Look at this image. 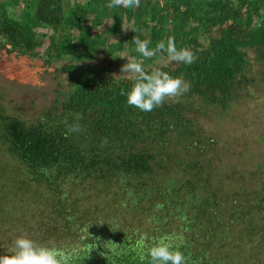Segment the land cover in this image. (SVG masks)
<instances>
[{
    "label": "trees",
    "instance_id": "trees-1",
    "mask_svg": "<svg viewBox=\"0 0 264 264\" xmlns=\"http://www.w3.org/2000/svg\"><path fill=\"white\" fill-rule=\"evenodd\" d=\"M109 2L0 0V47L70 78L59 106L30 123L0 109V183L16 197L9 203L0 186V207L24 210L29 187L52 193L53 207L35 221L37 243L63 248L61 242L69 241L71 264H148L150 257L142 261L141 255L167 235L183 238L176 243L190 254L189 264H236L237 248L264 242V177L240 200L207 177L171 174L172 163L184 173L197 165H191L194 156L183 163L171 153H190L203 142L186 114L190 98L227 110L238 86L251 82L248 52L264 64V0H140L134 9L108 8ZM120 18L128 29L123 33L113 29ZM135 36L149 40L150 48L172 37L197 59L173 62L166 51L143 58ZM127 43L146 70L162 67L190 83L187 105L166 101L145 112L127 104L133 82L121 73L117 52ZM65 121L81 131L70 132ZM8 159L19 168L11 177ZM77 179L99 185L90 213L75 202ZM142 236L148 238L143 249Z\"/></svg>",
    "mask_w": 264,
    "mask_h": 264
},
{
    "label": "rangeland",
    "instance_id": "rangeland-1",
    "mask_svg": "<svg viewBox=\"0 0 264 264\" xmlns=\"http://www.w3.org/2000/svg\"><path fill=\"white\" fill-rule=\"evenodd\" d=\"M95 8L91 7L88 11L94 12ZM120 19L113 29L123 33L128 29H124L127 28L125 20ZM118 45V42L113 45L115 50ZM126 46L125 51L117 50L118 59H123L124 64L127 62L126 58L119 55L132 56L128 43ZM248 53L250 63L246 74L251 82L238 86V95L229 103L227 110L203 106L195 97L190 98L192 105L186 114L194 129L203 136V142L199 149L190 153L182 151L180 155H176L172 151L171 155L174 161L182 158L183 163H190L189 156H194L191 165L194 162L197 165L185 167L184 173L181 171V164H170L177 165L171 174L178 171L179 175L196 179L199 176L207 177L210 183L225 188L240 200L250 197L258 189L260 178L264 177V64L255 60L253 51ZM69 81L68 74L57 67L47 68L38 58L16 57L0 47V109L6 115L18 117L27 123L41 118L53 105L59 106L57 101H61L69 90ZM179 101L185 103V97H180ZM185 104L187 105V100ZM8 162L6 172L11 177L15 175V171L19 172V168L13 160L8 159ZM21 173L24 174L20 168ZM77 180L73 184L74 192L79 196L75 202L79 208H87L90 213V204L97 201L99 196V185L95 187L92 182L83 186ZM70 184L68 182L67 188ZM0 186L2 191L7 189L9 203L14 202L16 197L12 189L1 183ZM27 190L30 196L25 198L24 210L16 206L12 212L6 207H0V255L7 254L14 240L21 235L36 242L41 240V233L34 229L35 221L42 209L50 211L53 207V194L41 195L35 186ZM61 244L62 250H68L69 241ZM236 250L241 252L237 258H233L236 264H264V242L253 240Z\"/></svg>",
    "mask_w": 264,
    "mask_h": 264
},
{
    "label": "clouds",
    "instance_id": "clouds-1",
    "mask_svg": "<svg viewBox=\"0 0 264 264\" xmlns=\"http://www.w3.org/2000/svg\"><path fill=\"white\" fill-rule=\"evenodd\" d=\"M140 6V0H110L108 8L123 7L134 9ZM127 29V28H124ZM135 50L141 57L150 59L157 53L167 52L173 62L192 64L197 59L196 53L188 48L178 49L174 38L169 37L167 42L160 41L154 48H150V41L141 40L138 36L133 38ZM126 58L127 62L122 65L121 73L131 80V89L126 93L127 104L141 111L151 112L157 107H163L166 101L179 102L180 97L190 90V83L182 76H172L162 67H153L146 70L143 59ZM125 95L124 91L121 92ZM82 116H76L79 121ZM67 125V121H65ZM70 132H79L81 127L78 123L67 125ZM147 236L141 237V247ZM178 236H161L153 240L152 246L147 248L146 253L141 255L143 261L145 255L150 257L148 264H189L190 254L187 256L180 250ZM92 249H90L91 251ZM72 256L56 246L37 243L32 238L21 235L17 237L7 254L0 255V264H71Z\"/></svg>",
    "mask_w": 264,
    "mask_h": 264
}]
</instances>
